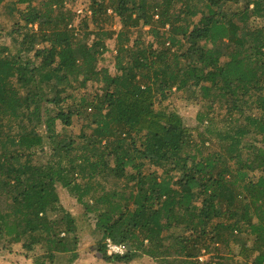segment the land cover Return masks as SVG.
Returning a JSON list of instances; mask_svg holds the SVG:
<instances>
[{
  "label": "trees",
  "instance_id": "trees-1",
  "mask_svg": "<svg viewBox=\"0 0 264 264\" xmlns=\"http://www.w3.org/2000/svg\"><path fill=\"white\" fill-rule=\"evenodd\" d=\"M77 1L0 0V256L264 264V0Z\"/></svg>",
  "mask_w": 264,
  "mask_h": 264
},
{
  "label": "rangeland",
  "instance_id": "rangeland-1",
  "mask_svg": "<svg viewBox=\"0 0 264 264\" xmlns=\"http://www.w3.org/2000/svg\"><path fill=\"white\" fill-rule=\"evenodd\" d=\"M85 8V2L82 0H79L75 2L74 4V10H76L77 16H82V10ZM114 27L117 29L118 25L117 22L114 21ZM8 27V22L5 20H2L0 18V30H5ZM108 46L110 49H113V41H109ZM113 54H115L113 52ZM109 70L112 72L113 67L110 63H108ZM96 88L95 85L89 84L88 89H94ZM181 94L174 93L172 94V97L168 99L163 105H168L173 110H175L179 115L183 117V121L187 126H195V115L199 110V106L196 104L188 101L186 98H181ZM187 97V96H186ZM159 106V105H157ZM74 132H77V128H73ZM58 193L61 195V199L67 208V210L75 217L76 224L82 225L85 223L82 218L83 209L74 201L68 197H66L65 194H63V191L58 189ZM23 256V255H22ZM19 254V251L14 249L13 253H10V257L13 259H20V261L12 262L8 260V258H3L0 256V264H30V260L27 258L22 257ZM29 257V256H28ZM101 255L98 251V245L92 241V239L86 237V239L81 241V244L79 246V258L74 264H104L102 260L100 259ZM132 264H153L151 261H148L146 259H142L138 262H134Z\"/></svg>",
  "mask_w": 264,
  "mask_h": 264
},
{
  "label": "built area",
  "instance_id": "built-area-1",
  "mask_svg": "<svg viewBox=\"0 0 264 264\" xmlns=\"http://www.w3.org/2000/svg\"><path fill=\"white\" fill-rule=\"evenodd\" d=\"M108 254H123L124 247L113 244L110 240H106Z\"/></svg>",
  "mask_w": 264,
  "mask_h": 264
}]
</instances>
